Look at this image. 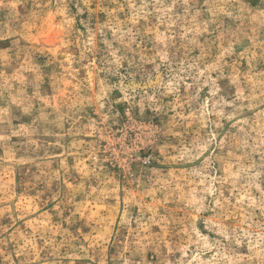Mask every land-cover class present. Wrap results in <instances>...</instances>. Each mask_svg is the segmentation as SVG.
I'll list each match as a JSON object with an SVG mask.
<instances>
[{
    "label": "rangeland",
    "instance_id": "374dc122",
    "mask_svg": "<svg viewBox=\"0 0 264 264\" xmlns=\"http://www.w3.org/2000/svg\"><path fill=\"white\" fill-rule=\"evenodd\" d=\"M0 264H264V0H0Z\"/></svg>",
    "mask_w": 264,
    "mask_h": 264
}]
</instances>
